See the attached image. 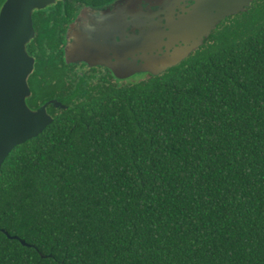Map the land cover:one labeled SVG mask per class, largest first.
<instances>
[{"label": "trees", "instance_id": "1", "mask_svg": "<svg viewBox=\"0 0 264 264\" xmlns=\"http://www.w3.org/2000/svg\"><path fill=\"white\" fill-rule=\"evenodd\" d=\"M236 25L12 151L0 264H264V8Z\"/></svg>", "mask_w": 264, "mask_h": 264}, {"label": "flooded vegetation", "instance_id": "2", "mask_svg": "<svg viewBox=\"0 0 264 264\" xmlns=\"http://www.w3.org/2000/svg\"><path fill=\"white\" fill-rule=\"evenodd\" d=\"M6 1L0 0V14ZM36 1L40 5L30 13L31 37L25 44L26 55L32 61L26 105L32 112L44 108L53 120L61 111L81 105L84 99L152 76H127L131 65L117 75L113 67L118 57L135 50L131 39L134 34L146 35L149 29L155 31V26L161 33L163 27L176 22L194 4V0H180L179 4L178 0ZM259 8H264V0H253L241 14L220 21L191 56L210 45L229 22L242 21L244 15ZM39 87L45 88L44 98L36 93Z\"/></svg>", "mask_w": 264, "mask_h": 264}, {"label": "water", "instance_id": "3", "mask_svg": "<svg viewBox=\"0 0 264 264\" xmlns=\"http://www.w3.org/2000/svg\"><path fill=\"white\" fill-rule=\"evenodd\" d=\"M252 2L194 0V4L183 11L176 22L163 27L161 33L155 26V31L149 29L146 35L142 32L134 34L132 47L137 57L133 52L126 53L116 59L113 69L118 75L131 65V74L127 76L140 73L160 76L201 48L203 39L210 36L220 21L241 14ZM39 5L36 0H7L0 14V171L16 147L37 138L53 123V118L46 114L44 108L32 112L26 105V98L30 96L27 76L32 70V61L26 55L25 44L31 37L30 13L34 6ZM118 78L123 77L119 75ZM3 233L9 239L28 246L17 237Z\"/></svg>", "mask_w": 264, "mask_h": 264}, {"label": "rangeland", "instance_id": "4", "mask_svg": "<svg viewBox=\"0 0 264 264\" xmlns=\"http://www.w3.org/2000/svg\"><path fill=\"white\" fill-rule=\"evenodd\" d=\"M232 22H233V23H232ZM232 22H229V24H227L226 27H227V28H230V29H234V28H236V27H237V25H236V21H232ZM234 30H235V29H234ZM211 44L214 45L215 42L212 41Z\"/></svg>", "mask_w": 264, "mask_h": 264}]
</instances>
